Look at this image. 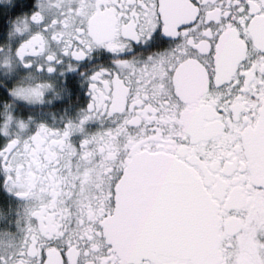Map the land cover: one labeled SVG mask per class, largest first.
Wrapping results in <instances>:
<instances>
[{
  "label": "snow or ice",
  "instance_id": "obj_1",
  "mask_svg": "<svg viewBox=\"0 0 264 264\" xmlns=\"http://www.w3.org/2000/svg\"><path fill=\"white\" fill-rule=\"evenodd\" d=\"M0 264H264V0H0Z\"/></svg>",
  "mask_w": 264,
  "mask_h": 264
}]
</instances>
